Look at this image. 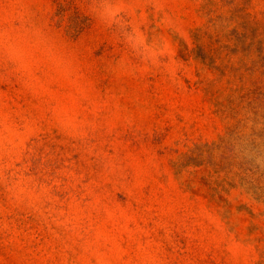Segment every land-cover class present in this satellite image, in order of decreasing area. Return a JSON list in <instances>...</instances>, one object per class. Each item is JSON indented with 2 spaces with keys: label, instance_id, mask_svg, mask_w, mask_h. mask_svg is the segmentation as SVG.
Segmentation results:
<instances>
[{
  "label": "rangeland",
  "instance_id": "obj_1",
  "mask_svg": "<svg viewBox=\"0 0 264 264\" xmlns=\"http://www.w3.org/2000/svg\"><path fill=\"white\" fill-rule=\"evenodd\" d=\"M0 264H264V0H0Z\"/></svg>",
  "mask_w": 264,
  "mask_h": 264
}]
</instances>
